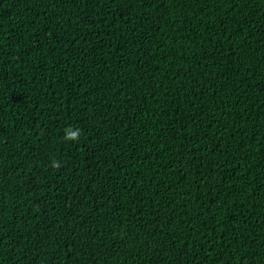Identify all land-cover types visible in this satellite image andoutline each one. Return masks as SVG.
I'll return each mask as SVG.
<instances>
[{
    "label": "trees",
    "instance_id": "16d2710c",
    "mask_svg": "<svg viewBox=\"0 0 264 264\" xmlns=\"http://www.w3.org/2000/svg\"><path fill=\"white\" fill-rule=\"evenodd\" d=\"M0 264H264V0H0Z\"/></svg>",
    "mask_w": 264,
    "mask_h": 264
}]
</instances>
